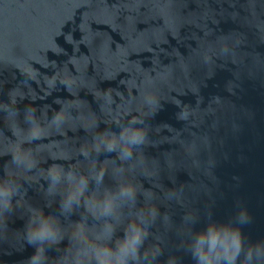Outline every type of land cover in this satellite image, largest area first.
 <instances>
[{
    "label": "water",
    "instance_id": "obj_1",
    "mask_svg": "<svg viewBox=\"0 0 264 264\" xmlns=\"http://www.w3.org/2000/svg\"><path fill=\"white\" fill-rule=\"evenodd\" d=\"M11 90L16 118L4 111ZM28 107L44 137L23 145L30 155L19 151L17 128L28 129ZM61 108L62 124L50 125ZM123 128L147 134L131 158L122 163L119 147L92 151L94 138ZM12 151L35 161L33 171L12 165L4 155ZM53 165L89 175V192L116 194V210L93 219L73 205L61 215L68 181L47 193ZM7 178L23 198L13 197L5 224L0 216V264H27L35 253L24 236L30 219L40 223L32 209L64 235L59 245L44 244L45 264L64 255L82 217L101 242L111 224L113 245L146 217L141 253L158 245L162 254L141 264H195L197 234L213 223L240 226L245 208V246L264 241V0H0V183ZM124 184L135 187L134 201L119 196ZM153 205L155 220L147 218Z\"/></svg>",
    "mask_w": 264,
    "mask_h": 264
},
{
    "label": "clouds",
    "instance_id": "obj_2",
    "mask_svg": "<svg viewBox=\"0 0 264 264\" xmlns=\"http://www.w3.org/2000/svg\"><path fill=\"white\" fill-rule=\"evenodd\" d=\"M13 91L9 92V103L5 105L4 111L7 113V117L14 115L16 118L18 115L15 110L17 100L11 95ZM20 99H23V97H20ZM151 102L158 103L155 98H152ZM62 111L61 108L59 112L54 113L50 125L59 127L62 124ZM35 113V108H26L24 119L29 125L26 131L17 124L18 130L24 136L19 144L20 153L28 152L30 155V150L23 148V145L44 139L41 135L42 125L37 121ZM132 122L142 123V121H137L136 118ZM12 135L15 137L14 131ZM146 137L147 134L143 128H123L119 134L105 132L94 138L95 146L92 151L97 155L101 151L113 153L117 152L119 147L120 151L117 152V158L123 163L126 159L132 157L134 148H141L144 145ZM97 140L99 141L98 145L96 144ZM9 154L12 156L10 163L17 168H24L25 171L31 172L36 167L35 161L29 164L26 159L15 151L4 153V155ZM80 154L87 159L89 151L82 149ZM46 172L47 175L44 179L49 183L47 190L49 195L54 194L53 188L60 184L62 178H66L68 181L65 194L61 197V215L74 212L73 205L82 206L93 219H98L100 216H110L116 210V194L105 191L102 196H98L96 189L89 192V175L80 174L77 178L75 170L70 167L65 172L62 165L50 166ZM104 174L105 169L100 168L92 179L96 184H100L103 181ZM13 184L14 182L8 178L0 183V200L3 201L0 216H3L4 224L6 220L4 213L13 210V197L21 196V199L23 198L20 192L21 186H13ZM74 188H78V190L74 191ZM85 193L89 194L85 196ZM93 195L95 196L94 210L89 211V197ZM119 196L134 201L136 189L130 184L121 185ZM19 202L17 201V205H19ZM32 211L34 216L40 217V223L35 225V221L30 219L26 225L25 242L35 248V253L28 259L27 264H45L48 257L45 254L44 244L49 246L59 245L64 240V235L59 224L53 223L50 216H45L42 210L32 209ZM141 213H143V209ZM158 213V208L153 205L148 208L147 218L151 217L152 220H155ZM238 221L240 226L251 221V216L246 208L238 214ZM73 224L76 225V231L68 235L69 246L64 250V255L55 260V264H141L142 260L148 261L149 258L155 260L162 254V249L158 245L152 249L146 248L141 253V249L144 247L145 240L149 235L146 217L143 215L137 216L129 223L123 238L117 239L114 245L111 242V236L114 235L115 228L111 224L106 225L107 237L104 242H101V237L90 235L86 217H82L79 222ZM240 226L213 223L205 231L197 234L191 249L195 264H264V241L249 243L246 247ZM168 264H174V258H170Z\"/></svg>",
    "mask_w": 264,
    "mask_h": 264
}]
</instances>
